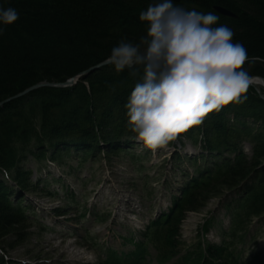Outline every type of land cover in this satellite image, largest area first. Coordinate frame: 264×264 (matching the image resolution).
I'll return each mask as SVG.
<instances>
[{"label": "trees", "instance_id": "trees-1", "mask_svg": "<svg viewBox=\"0 0 264 264\" xmlns=\"http://www.w3.org/2000/svg\"><path fill=\"white\" fill-rule=\"evenodd\" d=\"M174 2L205 13L215 12L216 7L233 12L236 18L215 12L218 23L233 30V41L243 43L249 56L264 58V0L232 4L223 0ZM150 3L154 0L2 1L5 8H15L20 17L0 35V104L43 81L62 84L97 67L122 37L138 41L146 31L139 13ZM249 72L264 76V61L249 67ZM37 73L41 76L35 78ZM136 81L128 70L117 73L109 65L86 76L73 88H44L0 108V239L3 232L23 223L47 230L31 206L23 203L28 190L39 187L36 183L24 185L31 172H25V166L20 165L27 163V156L41 159L49 152L50 162L65 156L66 164L69 159L79 163L94 159L106 152L104 146H108L109 155L132 151L130 141L136 136L127 130L124 104ZM238 120H252L264 126V101L253 90L245 104L210 113L202 126L178 138L202 147L212 167L198 169L199 178L187 183L176 211L154 224L153 237L162 262L181 252L184 244L179 242V227L186 214L203 210L214 195H219V189L232 191L243 187V197L233 210L237 234L246 232L254 218L264 217V131L254 132L249 122L243 124ZM98 123H106L109 128L103 144L110 145L102 146L99 142L97 131L105 126ZM62 141L64 147L59 145ZM246 142L253 146L251 160L240 150ZM234 153L233 161L223 158L224 154ZM198 159L207 160L203 155ZM202 246L198 243L186 250L178 264H198L204 258ZM230 246L209 247L210 261L231 264Z\"/></svg>", "mask_w": 264, "mask_h": 264}, {"label": "rangeland", "instance_id": "rangeland-1", "mask_svg": "<svg viewBox=\"0 0 264 264\" xmlns=\"http://www.w3.org/2000/svg\"><path fill=\"white\" fill-rule=\"evenodd\" d=\"M2 1L5 2V0H0V4H2ZM23 1L47 3L49 0ZM236 1L240 2L241 0H223L226 4H232ZM40 76L41 74L37 73L35 78ZM80 81H83V79H79L78 82ZM43 83L46 82L43 81ZM238 121L243 124L249 122L254 132L264 131V126L260 123L256 124L252 120ZM99 124L106 127H99L100 131H97L99 142H102L101 145L103 146L107 144L103 143L107 141L105 134L109 128L107 129L106 123ZM229 125L232 124L230 123ZM236 125L239 126V124ZM61 138L64 137L62 136ZM133 139H136V137ZM178 140L164 148L157 149L155 153L145 148L141 144L142 142L137 140L134 152L144 154L143 157L149 162L151 161L150 163H142L138 161V158L131 162L124 153L113 152L109 155L106 149L104 150L106 151L105 153L98 154L94 159L89 158L87 162L81 164L70 159L67 160L66 164H63V162L65 163V160H63L65 156L62 158L60 155L61 160L52 163L50 162L52 153L49 152L42 156L41 159L27 156V163L20 165L22 168L25 166V172H31L28 179L29 183L27 182V185H24L30 186L33 183L35 186L38 184L39 187L33 189L31 186L32 188L30 187L31 189L28 190V195H26L23 203L31 206L35 211L36 218L40 223L44 224L43 226L47 227V230H42L41 226L38 225L32 226L31 224L23 223L21 226H14L3 232L1 234L3 238L0 239V253H3L2 256L0 255L3 259L1 264H95L97 256L84 247L83 239H77L84 233L83 228H88L95 237H98V243L101 245L114 243L113 237L116 236L115 244L117 245L119 243L118 234L126 235L129 228L141 229L147 223V219L151 218V214H146V208H143L145 210L142 218L136 217L133 219L130 215L131 212L128 211V208H132L131 211H133L139 207L141 202L142 204L145 202L142 196L149 200L155 198L152 204L157 210L167 206L171 200V196L168 194L171 193V190L166 191L169 188L166 185V181H169L172 187L177 180H180L177 177L178 175L172 172V163L174 162L171 160L172 155L178 151V155L180 153L183 157L186 155L195 156L201 151V149L190 145V142L186 139L185 141L182 140L183 143ZM67 141L71 142L72 140ZM60 144L64 147V141ZM242 145L240 147L242 154L251 160L253 158L252 145L248 143ZM63 152V149H61L59 153L63 156ZM149 155L151 156L149 157ZM234 155L235 153L224 154L223 156L233 161ZM95 160L97 161L95 162ZM67 165H71V168H68ZM25 189L27 190V188ZM242 189L243 187L232 191L225 188L219 189V195H214L209 203L204 206L203 210L199 213L190 212L186 214L182 225L179 227L181 240L185 241L188 246L196 243L194 238L198 234L196 232L199 229L198 227L214 216L221 218L225 210L224 205L236 195H242ZM68 190L70 192L69 195ZM71 193H75L77 200L81 198L82 203H75L71 199ZM52 194H56L57 198ZM87 198L88 200L97 199L103 211L113 212V214L124 212L122 215H116V220L105 222L103 226L94 224L92 220L85 221L82 218L79 220L76 218L74 221H78L72 223L73 220H70L72 216L68 213L69 209L85 207L87 205L85 199ZM57 210L62 211L55 213ZM99 210L100 208H98ZM60 213H64L65 216H60ZM55 224L59 226H54ZM72 224L75 225L78 231L75 237H70ZM50 227L54 231L58 230L57 233L60 231L63 233L57 234L50 231ZM249 228L251 229L252 239L248 246V251L245 253L248 255L249 253L253 254L252 260L259 259L264 262V217L261 219L254 218L253 224ZM113 231L116 232V235L113 234ZM5 255L8 257L7 260L4 259Z\"/></svg>", "mask_w": 264, "mask_h": 264}, {"label": "clouds", "instance_id": "clouds-1", "mask_svg": "<svg viewBox=\"0 0 264 264\" xmlns=\"http://www.w3.org/2000/svg\"><path fill=\"white\" fill-rule=\"evenodd\" d=\"M19 17L0 4V35ZM139 20L145 34L138 41L122 37L104 63L137 78L124 104L126 127L145 148L155 153L202 126L210 113L245 104L250 90L264 100V76L249 72L264 58L234 42L215 12L154 0Z\"/></svg>", "mask_w": 264, "mask_h": 264}, {"label": "water", "instance_id": "water-1", "mask_svg": "<svg viewBox=\"0 0 264 264\" xmlns=\"http://www.w3.org/2000/svg\"><path fill=\"white\" fill-rule=\"evenodd\" d=\"M175 1H177V0H175ZM214 10H215V12H218L223 16H226V17L229 16L232 18H236V15L233 12L227 11L222 7H216ZM107 66H109V65H107L103 62L101 64H98L97 67H94V68L86 71L85 73L80 74L79 76H77V77H75V78H73V79H71L65 83H62V84H60V83L59 84H50V82H49V83H41V84L35 85V86L31 87L30 89L26 90V92H23L20 95H17L16 97L8 99L7 101L3 102L2 104H0V108L3 105H6V104H8L14 100H17L21 97H24L27 94H30L31 92L38 91L39 89H42V88H49V89L50 88H56V89L72 88L79 81V79H84V78H86V76L96 72L97 70H100L104 67H107Z\"/></svg>", "mask_w": 264, "mask_h": 264}, {"label": "bare ground", "instance_id": "bare-ground-1", "mask_svg": "<svg viewBox=\"0 0 264 264\" xmlns=\"http://www.w3.org/2000/svg\"><path fill=\"white\" fill-rule=\"evenodd\" d=\"M41 84V83H40ZM50 84H54V83H50ZM38 85V84H37ZM30 89V88H29ZM42 89H44V88H42ZM50 89H56V88H50ZM28 90V89H27ZM39 90H41V89H39ZM24 92H26V91H24ZM34 92H36V91H34ZM38 92V91H37ZM33 92H31L30 94H32ZM21 94V93H20ZM19 94V95H20ZM30 94H27V95H25L24 97H26V96H28V95H30ZM16 97V96H15ZM24 97H21V98H19V99H22V98H24ZM14 98V97H13ZM11 99V98H10ZM19 99H17V100H19ZM7 101V100H6ZM14 101H16V100H14ZM14 101H12V102H14ZM5 102V101H4ZM12 102H10V103H12ZM3 103V102H2ZM9 104V103H8ZM8 104H6V105H8ZM3 106H5V105H3ZM3 106L1 107V108H3ZM43 224V223H42Z\"/></svg>", "mask_w": 264, "mask_h": 264}]
</instances>
